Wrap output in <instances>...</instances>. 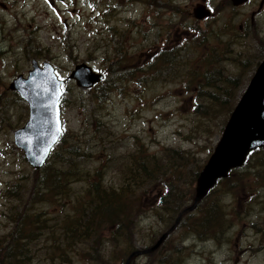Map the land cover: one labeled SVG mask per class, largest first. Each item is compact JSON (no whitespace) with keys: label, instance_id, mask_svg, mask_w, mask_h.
<instances>
[{"label":"rangeland","instance_id":"374dc122","mask_svg":"<svg viewBox=\"0 0 264 264\" xmlns=\"http://www.w3.org/2000/svg\"><path fill=\"white\" fill-rule=\"evenodd\" d=\"M259 2L0 0V264H124L173 226L264 55V7L250 16ZM202 3L212 15L195 20ZM33 59L63 80L62 135L39 170L13 143L28 109L8 89ZM78 64L104 80L78 88ZM152 158V180L134 183ZM126 186L136 208L129 217L126 204L122 236L102 218L80 222L95 189ZM131 264H264L262 151Z\"/></svg>","mask_w":264,"mask_h":264},{"label":"water","instance_id":"95a60500","mask_svg":"<svg viewBox=\"0 0 264 264\" xmlns=\"http://www.w3.org/2000/svg\"><path fill=\"white\" fill-rule=\"evenodd\" d=\"M245 1L231 0L233 5H240ZM194 14L197 19H201L208 12L197 6ZM32 66L34 70L29 71L28 77L24 79L19 76L14 79L9 89L16 91L28 103L29 109L28 121L24 127L14 132V143L22 149L27 163L39 169L60 135L56 128H60L57 103L61 94V82L56 80L48 64L45 63L41 69L32 61ZM70 78L76 81L77 86L89 88L100 81L101 76L93 73L85 64H80L75 66ZM256 148L263 149L264 157V59L231 112L212 155L198 174L194 201L188 210H192L231 169L240 167L247 154ZM166 236L167 233L163 234L149 248L132 252L125 264H129L133 257L154 252Z\"/></svg>","mask_w":264,"mask_h":264},{"label":"trees","instance_id":"16d2710c","mask_svg":"<svg viewBox=\"0 0 264 264\" xmlns=\"http://www.w3.org/2000/svg\"><path fill=\"white\" fill-rule=\"evenodd\" d=\"M171 155V153H170ZM172 158V157H170ZM151 161L154 163L153 167L145 171L144 175L140 176V170L141 168H138V171H134L132 175V181L134 183H141V182H149L152 180L153 176L157 172V164H156V158H152ZM159 167V166H158ZM145 188V187H144ZM138 191L140 189L137 188ZM129 191V187L126 186L122 189L120 193H116L114 190H109L108 188H97L94 190L93 193V199L91 204L88 208L84 209L82 213L80 214V222L82 224H89L92 223L96 217L102 218V221H104V224L110 225L111 228H114V230H118L117 232H120L118 236H122V233L127 232V226H124V219L128 216L125 214L124 209L126 208V204L131 205L129 217L131 216V213L134 211L136 206H134V196L131 191L130 201L125 202L122 201V197L125 193ZM121 196V197H120ZM181 199L178 200V203L176 205V212L182 209V201ZM82 229L85 228L84 225L81 227ZM122 232V233H121ZM10 253H13L12 251H9ZM94 264V263H90Z\"/></svg>","mask_w":264,"mask_h":264},{"label":"flooded vegetation","instance_id":"af4514ba","mask_svg":"<svg viewBox=\"0 0 264 264\" xmlns=\"http://www.w3.org/2000/svg\"><path fill=\"white\" fill-rule=\"evenodd\" d=\"M261 8H263L264 7V2H261V4L259 5ZM257 12H259V11H257Z\"/></svg>","mask_w":264,"mask_h":264},{"label":"snow or ice","instance_id":"6c2138e0","mask_svg":"<svg viewBox=\"0 0 264 264\" xmlns=\"http://www.w3.org/2000/svg\"><path fill=\"white\" fill-rule=\"evenodd\" d=\"M57 123H58V122H57ZM56 131H57V132H59V131H60V128H59L58 126H57V128H56Z\"/></svg>","mask_w":264,"mask_h":264},{"label":"bare ground","instance_id":"6f19581e","mask_svg":"<svg viewBox=\"0 0 264 264\" xmlns=\"http://www.w3.org/2000/svg\"><path fill=\"white\" fill-rule=\"evenodd\" d=\"M98 176V175H97Z\"/></svg>","mask_w":264,"mask_h":264}]
</instances>
